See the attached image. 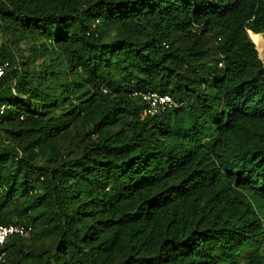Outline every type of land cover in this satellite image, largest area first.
Listing matches in <instances>:
<instances>
[{"label":"trees","instance_id":"16d2710c","mask_svg":"<svg viewBox=\"0 0 264 264\" xmlns=\"http://www.w3.org/2000/svg\"><path fill=\"white\" fill-rule=\"evenodd\" d=\"M249 33L264 0H0V226L32 227L0 264H264ZM149 92L177 107L143 116Z\"/></svg>","mask_w":264,"mask_h":264},{"label":"built area","instance_id":"2783aa9c","mask_svg":"<svg viewBox=\"0 0 264 264\" xmlns=\"http://www.w3.org/2000/svg\"><path fill=\"white\" fill-rule=\"evenodd\" d=\"M2 51L0 48V79H2L8 71L11 70V64L8 61H3ZM222 66V64H221ZM143 100L146 102V108L143 116H154L166 112L167 110L177 107V104L173 101L169 95H161L157 92H149L141 94ZM8 105H0V116L5 115L10 110ZM32 231V227H26L21 225H4L0 226V249L4 246L8 239L13 236H26ZM5 253L0 254V261L3 260Z\"/></svg>","mask_w":264,"mask_h":264},{"label":"rangeland","instance_id":"374dc122","mask_svg":"<svg viewBox=\"0 0 264 264\" xmlns=\"http://www.w3.org/2000/svg\"><path fill=\"white\" fill-rule=\"evenodd\" d=\"M256 35H260V37L262 39V43H264V36L262 34H256ZM40 44H41V40L39 38L28 36L27 38H25L19 42L17 41V44L15 45V47L12 48V52L18 57L23 56V58H25V59L30 58L31 59L30 69L32 71L41 72L42 71V64H44L45 59L35 57L34 53H33V50L35 48H38L40 46ZM0 45H1V38H0ZM255 45H256V48L259 52L260 57L263 58L264 57V45H261L260 43H255ZM22 61H23V59H22ZM34 108H35V111H37V112L40 111V108H38L37 106H35Z\"/></svg>","mask_w":264,"mask_h":264},{"label":"bare ground","instance_id":"6f19581e","mask_svg":"<svg viewBox=\"0 0 264 264\" xmlns=\"http://www.w3.org/2000/svg\"><path fill=\"white\" fill-rule=\"evenodd\" d=\"M252 40L255 42V43H260L261 45H264V43H262V39L260 37V35H253V34H250Z\"/></svg>","mask_w":264,"mask_h":264},{"label":"water","instance_id":"95a60500","mask_svg":"<svg viewBox=\"0 0 264 264\" xmlns=\"http://www.w3.org/2000/svg\"><path fill=\"white\" fill-rule=\"evenodd\" d=\"M249 35H250V33H249ZM262 59H264V57Z\"/></svg>","mask_w":264,"mask_h":264}]
</instances>
